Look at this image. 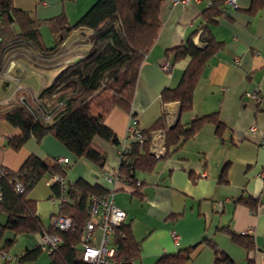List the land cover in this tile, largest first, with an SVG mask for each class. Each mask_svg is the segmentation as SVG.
<instances>
[{
    "label": "crops",
    "instance_id": "1",
    "mask_svg": "<svg viewBox=\"0 0 264 264\" xmlns=\"http://www.w3.org/2000/svg\"><path fill=\"white\" fill-rule=\"evenodd\" d=\"M96 1L13 0L18 9L26 11L39 23L41 45L46 49L54 47L59 39L51 19L64 13L74 25ZM212 1L217 0H190L163 6L162 26L141 64L131 109L116 107L107 118L108 126L127 144L132 140L128 137V127L135 117L143 129L150 127L163 112L168 128L180 119L190 122L213 113L221 121L219 128L213 122L202 124L181 147L167 157H160L154 170L137 171L142 182L140 195L133 194L130 188L114 191L113 200L127 212L126 220L140 244V264H155L164 254L194 246L197 247L191 259L184 264H217L216 249L237 264H264V176L259 175L264 172V0H235L236 7L225 0L217 21L209 24L223 47L208 60L189 112L181 113L177 101L163 104L161 99L162 90L178 84L189 62V59L176 63L167 60L166 50L199 31L202 11ZM20 31L16 23L3 27L0 43ZM45 33L52 38L51 43L49 37L46 40ZM90 33L85 27L72 30L60 43L58 52L44 60L39 57L40 48L28 42L8 45L2 55V68L7 72L0 75V109L17 104L23 98L35 103L40 90L30 88L23 72L32 69L30 66L37 71L57 69L53 74L59 72L67 63L88 54ZM193 40L198 46L205 44L199 32H195ZM171 62V70L166 71L164 65ZM46 85L48 83L43 87ZM256 88L262 94L261 100L248 95ZM25 89L28 93L22 92ZM55 99L52 95L44 101L52 104ZM19 133V128L0 119L1 165L18 170L30 155L40 157L49 165L62 157L68 165L66 181L84 178L105 183L103 178L97 179L101 167L75 157L53 135L48 134L41 140L33 136L20 148H14L10 139ZM95 140L106 153L103 168L117 170L120 163L117 144L99 137ZM158 143L166 146L162 130L152 133V146ZM223 175L224 180L221 179ZM52 176L47 174L29 193V197L36 200V209L43 222L44 217L49 215L52 219L59 211L58 202L51 198ZM241 197L259 200L257 208H251ZM3 213L5 221H2ZM7 218V213L1 212L0 225L5 224ZM51 224L45 223L46 226ZM232 232L253 238L255 246L248 248L240 244ZM20 235L29 236L35 247L40 238L36 234L4 230L0 246L8 242L9 248L0 250L14 255L8 260L12 264H16L19 256L11 251ZM33 248L26 244L22 254Z\"/></svg>",
    "mask_w": 264,
    "mask_h": 264
},
{
    "label": "trees",
    "instance_id": "2",
    "mask_svg": "<svg viewBox=\"0 0 264 264\" xmlns=\"http://www.w3.org/2000/svg\"><path fill=\"white\" fill-rule=\"evenodd\" d=\"M224 2L225 0L212 1L202 11L203 22L197 29L199 31L195 32H199L204 46L195 43L194 32L185 42L166 50L167 60L171 59L173 63L189 59L178 84L167 86L161 92L163 104L177 101L181 113L192 109L194 91L205 66L223 47V42L212 34L209 24L217 21V17L223 12ZM166 3L171 4L172 0H97L74 25L69 23L63 13L51 19L53 27L57 28L59 39L54 47L46 49L41 45L39 23L26 11L18 9L13 0H0V29L14 23L21 28L18 35L0 43V72L4 69L2 55L8 45L18 41L28 42L40 48L39 57L44 60L58 52L60 43L72 30L85 27L91 31L88 54L64 65L52 82L41 89L35 103L25 98L24 103L19 102L0 109V119L20 130L19 135L10 139L11 146L20 148L33 136L41 140L50 134L75 157L85 158L103 168L106 164V153L95 139L99 137L119 147L121 141L108 126L107 118L116 107L130 111L140 67L156 42L162 26V9ZM52 95L56 96L55 102L46 103L44 100ZM205 122H213L218 128L221 127L216 113L200 116L190 122L180 119L170 128L165 112L146 129L137 122L145 140H131L128 144L125 157L117 169L115 190L130 188L133 194L140 195L142 182L136 175L137 171L154 170L160 157H167L181 147ZM156 130L164 132L167 148L160 157L152 151V133ZM67 166V162L61 163L57 159L53 165H49L40 157L30 155L18 170L9 169L1 179L3 198L0 201V213L6 212L8 218L5 224L0 225V242L6 229L38 236L47 231L59 235L62 240L57 249L49 252L50 264H92L81 257V236L89 220L90 199L93 195L108 193L106 184L101 181L90 182L84 178L67 181L66 193L70 200L62 202L57 213L72 218V224L67 229H60L53 224L46 226L37 212L36 200L29 197L30 191L47 174H60L65 177ZM223 177L224 175L222 180ZM18 179L25 186L23 192H18L15 188L14 183ZM51 189V198L60 197L62 188L59 182L53 183ZM241 199L253 209L259 204V200L252 197ZM232 234L240 244L248 248L255 246L254 239L246 234ZM114 238L117 255L122 258V264H140V244L126 219L114 227ZM196 247L164 254L155 264H184L191 259ZM0 248L8 249L9 243L5 242ZM42 252L38 246L27 249L16 264L34 261ZM216 263L237 264L218 249ZM0 264L12 263L7 259H0Z\"/></svg>",
    "mask_w": 264,
    "mask_h": 264
},
{
    "label": "built area",
    "instance_id": "3",
    "mask_svg": "<svg viewBox=\"0 0 264 264\" xmlns=\"http://www.w3.org/2000/svg\"><path fill=\"white\" fill-rule=\"evenodd\" d=\"M190 0H172L173 4L177 3H188ZM226 2L232 3L235 7L237 6L235 0H226ZM1 24V20H0ZM166 71L171 70L170 63L164 65ZM7 71L4 69L0 72L4 74ZM248 95L261 100L262 94L259 89H254L248 92ZM25 98L21 100L24 103ZM255 130V127L252 128ZM128 137L132 140H139L143 142L145 135L142 129L137 125V120L134 119L133 123L128 127ZM128 144L121 142L118 147L119 161L124 159L125 153L127 152ZM152 151L157 157L165 154L166 146L164 143L152 146ZM58 162H66L65 158H58ZM9 168L0 164V201L2 200V185L1 179L8 173ZM117 170H107L100 168L97 179L103 178L109 192L98 196L93 195L90 199L89 204V220L86 222L85 228L81 236V257L84 261L92 264H122V258L117 255V248L114 238V227L120 225L125 221L127 213L124 209L115 204L113 200V190H115L117 184L116 178ZM261 177L264 176V172L259 174ZM51 182H59L61 184L62 193L60 197L54 198L61 205L62 202L70 200L67 190V181L60 174H53ZM15 188L18 192H23L25 189L24 184L18 179L14 183ZM52 224L59 227L60 229H67L72 224V218L65 214H56L52 217ZM96 230L101 233V241L98 244L96 241ZM61 237L57 234L45 231L40 235L38 246L42 250L52 252L57 249L61 244ZM20 255L16 257V263L20 260ZM0 258L12 260L14 255L7 253L6 251H0Z\"/></svg>",
    "mask_w": 264,
    "mask_h": 264
},
{
    "label": "rangeland",
    "instance_id": "4",
    "mask_svg": "<svg viewBox=\"0 0 264 264\" xmlns=\"http://www.w3.org/2000/svg\"><path fill=\"white\" fill-rule=\"evenodd\" d=\"M46 40L49 37L48 42L51 43L52 38H50L48 33L44 34ZM32 69H26L23 72V76H26V81L29 82V86L30 88H37V90L41 91V89L43 88V84H50L52 82V80L54 79V77L57 75L58 72H56L55 74H53L57 69H44V70H35L32 66H30ZM59 68V67H57ZM5 71V68H4ZM25 81V80H23ZM28 93V89L22 90V92ZM23 94V93H22ZM50 200H48L47 202H49ZM6 219V214L3 213L2 214V221H5ZM44 223H46L47 225L50 224L52 222L51 217L48 215L46 217L43 218ZM10 234V232H9ZM7 234V236L9 235ZM29 236L26 235H20L19 236V240L17 245L12 249L11 253L12 254H22V249L26 246V244H28L29 247H35V243H32V239L28 238ZM28 240V241H27ZM31 241V242H30ZM96 241L99 244L101 241V233L99 230H96ZM25 264H50V257H49V253L46 251H43L39 256L38 259L34 260V261H26Z\"/></svg>",
    "mask_w": 264,
    "mask_h": 264
},
{
    "label": "water",
    "instance_id": "5",
    "mask_svg": "<svg viewBox=\"0 0 264 264\" xmlns=\"http://www.w3.org/2000/svg\"><path fill=\"white\" fill-rule=\"evenodd\" d=\"M176 121H177V120H176ZM176 123H177V122H175V123L173 122V124H172L170 127H173Z\"/></svg>",
    "mask_w": 264,
    "mask_h": 264
}]
</instances>
